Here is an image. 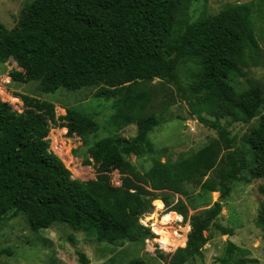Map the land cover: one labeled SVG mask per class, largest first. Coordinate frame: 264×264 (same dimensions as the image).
<instances>
[{"label":"trees","instance_id":"trees-1","mask_svg":"<svg viewBox=\"0 0 264 264\" xmlns=\"http://www.w3.org/2000/svg\"><path fill=\"white\" fill-rule=\"evenodd\" d=\"M199 1L204 9L192 21L191 7ZM206 3L32 0L25 3L12 29L0 23V63L13 60L21 69L10 72L12 82L37 83L46 94L95 89L96 99L114 100V128L137 126L132 138L109 136L89 147L100 124L84 111L68 107L64 116H57L54 103L22 95L19 112L0 97V225L24 215L35 233L61 223L75 232L95 233L99 242H142L150 232L139 222L146 199L163 192L168 212L184 216L190 225L186 246L169 264L203 258L205 233L212 226L231 235L230 229L215 222L222 213L220 202L189 216L186 205L181 200L174 205L170 196L182 195L184 184L214 170L217 176L203 180L201 191L223 189L222 199L230 194L233 182L264 179V86L241 83L245 70L258 65L264 0L229 6L215 15L209 14ZM186 64L190 65L187 90L192 95L189 111L218 133L219 142L211 140L172 168L154 164L142 174L125 155L157 153L150 134L163 120L145 113L152 94L141 84L161 78L179 85L178 71ZM256 118L258 125L236 148L221 121L249 123ZM52 126L66 129L69 138L78 137L88 147L85 164L95 167V180L73 179L49 150ZM222 144L228 152L220 158ZM115 170L124 176L119 188L110 182ZM261 189L264 193V186ZM258 224L264 228V205ZM236 251L246 255L231 244L221 264H231ZM78 256L81 264H90L85 254ZM128 264L146 262L133 259ZM233 264L248 261L240 258Z\"/></svg>","mask_w":264,"mask_h":264},{"label":"rangeland","instance_id":"rangeland-1","mask_svg":"<svg viewBox=\"0 0 264 264\" xmlns=\"http://www.w3.org/2000/svg\"><path fill=\"white\" fill-rule=\"evenodd\" d=\"M29 1L32 0H0V23L12 29L23 6ZM251 1L253 0H207L206 6L209 14L215 15L229 6ZM203 9V1L192 5V21L199 18ZM259 27L257 40L261 53L259 57H255L258 65H251L245 70L246 76L241 79L244 87H248L251 82L264 86V21L259 23ZM14 69L21 70L13 60L6 64L0 63V97L14 110L22 111L23 102L19 98L22 95L54 103L57 116H64L65 108L68 107L82 110L100 124V130L90 136L89 147L105 137L118 135L129 139L136 135V125L121 131L111 125L114 100L96 99L95 89L84 88L76 92L59 89L53 94H46L40 91L37 83L12 82L9 74ZM189 69V64L180 66L179 85L161 78L141 84L142 89L152 94V100L145 113L163 120V124L150 134V140L157 153L140 158L133 154L125 155L126 160L142 174L148 173L154 164L172 168L189 155L203 149L211 140H219L215 130L198 122L189 111V102L192 100V95L187 90ZM262 112L264 113V109ZM203 116L213 120L207 114ZM258 122V118L249 123H234L230 119H223L221 124L230 132L235 147L241 148L243 137L256 127ZM66 133V129L52 126L49 133V150L72 172L73 179L95 180V167L85 164L88 147L84 146L78 137L69 138ZM220 146L221 158L226 156L228 151L224 144ZM216 171L208 172L203 179L200 178L201 180L184 184L182 195L170 196L174 205L179 200L186 205L189 216L220 202L223 209L215 222L231 230V235H224L216 227H210L205 233L208 242L202 249L203 258L198 257L186 264H221L220 260L227 255L228 246L231 244L246 252V255L242 256L236 251L232 255L231 264L240 258L248 261V264H264V228L258 224V216L264 205V193L261 189L264 179L233 182L230 185V194L222 199L223 189L206 194L201 191V182L207 178H215ZM116 173L115 170L110 174L111 185H114V177H118ZM166 195L157 192L146 199L139 222L150 232L144 241L137 243L127 240L114 244L99 242L95 233L75 232L61 223L35 233L26 217L20 215L15 220L0 225V264H81L79 253L85 254L90 264H128L133 259L143 260L146 264H169L172 256L186 246L190 225L184 216L168 212L163 201ZM160 200L164 204L163 209Z\"/></svg>","mask_w":264,"mask_h":264},{"label":"built area","instance_id":"built-area-1","mask_svg":"<svg viewBox=\"0 0 264 264\" xmlns=\"http://www.w3.org/2000/svg\"><path fill=\"white\" fill-rule=\"evenodd\" d=\"M19 112H22V111H19ZM116 175L118 177H114V180H113L114 185H112V186L116 187V188L122 187V185H123V177L124 176L122 174H120L118 171H117Z\"/></svg>","mask_w":264,"mask_h":264},{"label":"clouds","instance_id":"clouds-1","mask_svg":"<svg viewBox=\"0 0 264 264\" xmlns=\"http://www.w3.org/2000/svg\"><path fill=\"white\" fill-rule=\"evenodd\" d=\"M23 110V109H22Z\"/></svg>","mask_w":264,"mask_h":264}]
</instances>
